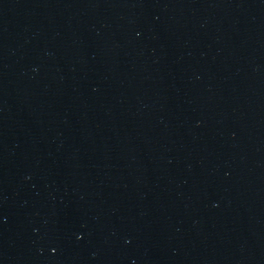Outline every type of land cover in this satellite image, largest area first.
I'll return each mask as SVG.
<instances>
[{
	"label": "water",
	"instance_id": "obj_1",
	"mask_svg": "<svg viewBox=\"0 0 264 264\" xmlns=\"http://www.w3.org/2000/svg\"><path fill=\"white\" fill-rule=\"evenodd\" d=\"M0 264H264V0H0Z\"/></svg>",
	"mask_w": 264,
	"mask_h": 264
}]
</instances>
